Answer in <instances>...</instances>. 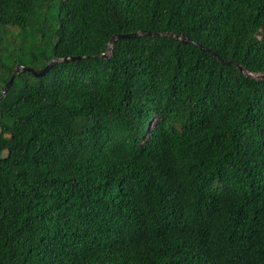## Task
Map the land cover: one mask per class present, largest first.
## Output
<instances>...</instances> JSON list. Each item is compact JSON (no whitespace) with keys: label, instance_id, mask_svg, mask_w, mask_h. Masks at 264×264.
<instances>
[{"label":"trees","instance_id":"trees-1","mask_svg":"<svg viewBox=\"0 0 264 264\" xmlns=\"http://www.w3.org/2000/svg\"><path fill=\"white\" fill-rule=\"evenodd\" d=\"M141 30L264 74V0H0V264H264V78Z\"/></svg>","mask_w":264,"mask_h":264},{"label":"water","instance_id":"water-1","mask_svg":"<svg viewBox=\"0 0 264 264\" xmlns=\"http://www.w3.org/2000/svg\"><path fill=\"white\" fill-rule=\"evenodd\" d=\"M141 35H151V36H159V37H161V36H170V37H175L177 39H181L182 41H185V42L194 43L197 46H199L201 49L208 50L209 52H211L212 54H214L221 62L226 63V64H230V63L235 64L237 66V68L239 69V71L242 72V73H244V74H246L247 76H251V77H255V78H264V74H253V73L249 72L238 61H235V60L234 61H231V60L223 59L216 52H214L212 49H210V48H208V47H206L204 45H201L200 43L195 42L192 39L187 38L184 35L174 34L172 32H155V31H152V30H147V31H142L141 30V31L133 32V33H127V34H125V33L124 34H117V35H114L111 38V41L109 43V47H111L115 43V41L118 40V39H120V38H128V37H135V36H141ZM110 55H111V50H109V52L100 54L98 56L99 57L109 58ZM79 58H80V56H72V57H65L62 60H64V61H74V60L79 59ZM58 60H59L58 57L53 58L45 67H43L41 69H35V68L29 67V66H25V65H22V64H18L16 66V68L14 69L13 74H12L10 80L6 83L3 91L0 94V101L5 96V94L7 93L8 89L11 87V85L13 83V80L15 79V76H16L17 73H19L20 71H29L30 73H32L35 76H41V75L45 74L50 69V67L55 62H57Z\"/></svg>","mask_w":264,"mask_h":264}]
</instances>
